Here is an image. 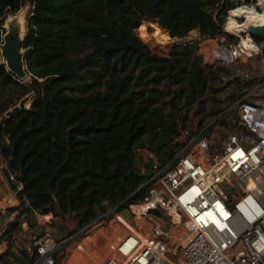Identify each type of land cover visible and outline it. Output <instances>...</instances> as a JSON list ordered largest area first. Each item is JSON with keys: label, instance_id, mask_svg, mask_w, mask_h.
<instances>
[{"label": "trees", "instance_id": "1", "mask_svg": "<svg viewBox=\"0 0 264 264\" xmlns=\"http://www.w3.org/2000/svg\"><path fill=\"white\" fill-rule=\"evenodd\" d=\"M256 1L0 0V44L6 17L27 2L30 6L22 44L30 83H21L0 56V116L31 94L29 108L0 123L3 159H11L14 172L22 164L27 209L56 217L73 214L84 227L96 217V207L119 206L127 199L121 210L145 196L146 189L134 194L144 183L138 150L167 163L194 108L201 118L194 132L216 118L217 125L232 129V113H222L236 98L219 94L231 76L241 86L259 84L264 76L247 72L246 78L240 66L204 64L197 43L173 47L163 57L143 42L163 48L166 32L183 38L196 31L201 39L235 43L238 38L224 31L228 13ZM151 20L166 32L143 23ZM260 63L256 56L249 65L258 72ZM18 226L11 222L1 236ZM19 254L23 264L34 259ZM8 257H15L10 249L0 260L8 264Z\"/></svg>", "mask_w": 264, "mask_h": 264}, {"label": "built area", "instance_id": "2", "mask_svg": "<svg viewBox=\"0 0 264 264\" xmlns=\"http://www.w3.org/2000/svg\"><path fill=\"white\" fill-rule=\"evenodd\" d=\"M240 6L257 10L264 2ZM190 34L172 38L171 48L197 43L204 64L243 67L257 56L264 66L263 40L256 42L245 35V41L238 38L227 43L226 39H201L196 31ZM262 87L264 82L222 113H232L228 122L233 130L218 146H211L209 140L216 118L195 132L181 128L174 142L178 149L165 164L149 150H138V171L144 178L140 188L146 189L145 196L126 205L132 225L117 212L115 220L100 224L104 236L112 221L126 232L108 245L101 261L87 255L92 264H264V102L249 99ZM41 218L42 226H47L21 250L34 256L30 264H58L66 241L52 236L51 214ZM76 249L84 252L79 245Z\"/></svg>", "mask_w": 264, "mask_h": 264}, {"label": "rangeland", "instance_id": "3", "mask_svg": "<svg viewBox=\"0 0 264 264\" xmlns=\"http://www.w3.org/2000/svg\"><path fill=\"white\" fill-rule=\"evenodd\" d=\"M240 7V6H238ZM242 7V6H241ZM30 12V6L28 2L15 14H10L6 17V20L4 22L3 28L5 30V34L10 30V28H17L20 32V38L23 39L25 32H26V18L28 16V13ZM232 12V11H231ZM258 14V15H257ZM264 15V6L262 8H258L257 10H254L252 12V20L256 22L260 18H262ZM229 17V16H228ZM234 18H237L239 25H243L244 23H248L247 19V14H242L240 15H232L230 13L229 21L225 23L224 25V31L226 32H232L237 38H242L243 40L245 39V36L241 35V31L234 32L231 28V23H236L234 22ZM22 21V23L20 22ZM147 25L149 24H155L159 27V25L154 21H147L143 22ZM236 23V24H238ZM241 23V24H240ZM160 28V27H159ZM162 31V28H160ZM166 32V31H165ZM137 33V31H136ZM4 34V35H5ZM166 34L169 37V40L167 44L162 46L163 48H156L151 46L149 43L143 42L144 44H147L150 49H152L154 52L157 54L163 56V57H169V53L171 51V42L172 38L169 36V34L166 32ZM3 35V36H4ZM190 36L194 37V34H190ZM240 36V37H239ZM213 40H225L224 37L216 38ZM3 44V37H2V43L0 46ZM0 56H1V51H0ZM2 59V63L5 66L4 60ZM239 65H232L233 68ZM241 68L239 69V74L242 76L245 73H249V77L251 75L255 77L256 75L259 76H264V66L262 63H260V71L256 72V69L252 67V65H249V63L246 66H240ZM234 70V69H233ZM238 71V70H237ZM244 76V75H243ZM251 79V78H250ZM231 83L228 86L227 89H225L222 93L219 94L220 98L225 99L229 98L234 95L236 100L231 103L234 104L237 100L242 98L245 94L250 92L253 88H255L259 84H254V85H243L241 86V81H234L233 76L230 78ZM249 80V79H248ZM264 80V78L262 79ZM227 80H223V85L225 84ZM248 82V81H247ZM262 82V81H261ZM260 82V83H261ZM21 83H30V78L29 76L26 79L21 80ZM236 86H238L237 89ZM235 89V90H233ZM233 90V91H232ZM232 91V93H231ZM257 95L255 97H250L249 99L252 101H261L264 102V91H257ZM31 94L26 95L25 97L21 98L18 100L16 106H18L20 103H23V100L26 99L25 102V107L29 108L31 104ZM205 110L209 109V104H205L204 106ZM12 109V108H11ZM9 109V110H11ZM5 114L0 116V123L3 118H5ZM200 116H195V108L189 112L187 115V120L184 123L185 128L190 129V130H195L200 122ZM212 120H205L204 125L206 126L208 123H210ZM233 128L229 129L227 127H224L222 125H213L209 131L210 135V144L211 146H218L219 142H221L227 134H229ZM139 157L141 155L138 153L137 158L139 160ZM7 162L5 161L1 155L0 152V235L2 232L5 230L4 229V224H10V222L17 221L19 223V226L16 227L15 230H13L10 234V241L12 243V247L18 252V248H21L24 244L29 243L32 238L38 237L41 232L44 230V223L43 219L36 215V213H33L27 209L28 205L27 203L21 202L18 207H12V191L9 188V185L2 173V170L7 167ZM18 174V172H16ZM13 182H15L13 180ZM20 188L22 187L21 184H17ZM137 191V190H136ZM136 192H134L135 194ZM133 194V195H134ZM103 208L101 207H96V217L86 226L81 227L79 225V222L77 218L73 215L70 214L65 217H56L53 216V219L49 218L50 222V229L52 236L56 240H65L64 244V249H63V256L60 255L58 258V264H92L90 259H88L87 255H90L99 261H101L100 257H105V254L107 252V247L108 245L112 244L115 240H117L119 237L123 236L126 232V228L122 226L119 223H115V221H112L108 228L107 234L104 236L102 235L100 228L106 224V220L111 219L115 220V217L113 215L117 212L119 213L120 216H122L129 224L132 225L133 223V218L131 217L130 213L128 212L127 207L121 208V210L118 209L119 206H110L108 203H104ZM9 210H15V212L11 215H9L7 212ZM124 224L129 226V224L121 219ZM102 224V226H100ZM80 246L83 248L84 252H79L76 249V246ZM24 260L18 257L17 259H13L12 263L9 264H23ZM0 264H5L0 263Z\"/></svg>", "mask_w": 264, "mask_h": 264}, {"label": "water", "instance_id": "4", "mask_svg": "<svg viewBox=\"0 0 264 264\" xmlns=\"http://www.w3.org/2000/svg\"><path fill=\"white\" fill-rule=\"evenodd\" d=\"M264 2V0H263ZM264 34V25H252L249 27L248 35L256 42L262 41L260 35ZM245 36V35H243ZM23 39L20 38V32L17 28H10V30L3 36V44L0 46L1 57L4 60L5 68L11 72L18 79L23 80L28 77V70L24 60V50L22 49ZM27 109L23 103L13 107L7 111L5 116L8 118L13 113L20 110ZM237 119V116H234ZM245 131L244 127H241ZM14 149H11V157H13ZM2 173L12 191V207H18L21 202L25 201L23 188L17 184H22V164H20V171L18 174L12 169L11 159L7 162V167L2 170ZM13 180L15 182H13ZM139 188L137 191H139ZM152 213L160 215L158 210H152ZM165 229V228H164Z\"/></svg>", "mask_w": 264, "mask_h": 264}, {"label": "bare ground", "instance_id": "5", "mask_svg": "<svg viewBox=\"0 0 264 264\" xmlns=\"http://www.w3.org/2000/svg\"><path fill=\"white\" fill-rule=\"evenodd\" d=\"M254 11V8L253 7H239L235 10H233L231 12L232 15H242V14H247V19H248V23H244L243 25H239V24H236V23H231V28L234 32H237V31H241V34L242 35H248V31H249V27L252 26V25H264V15L262 18H260L259 20H257L256 22H254L252 20V12ZM238 19H236V22H237ZM22 23V21H20ZM238 23V22H237ZM249 36V35H248ZM260 38L261 40L264 41V34H261L260 35ZM245 41V39H244Z\"/></svg>", "mask_w": 264, "mask_h": 264}, {"label": "crops", "instance_id": "6", "mask_svg": "<svg viewBox=\"0 0 264 264\" xmlns=\"http://www.w3.org/2000/svg\"><path fill=\"white\" fill-rule=\"evenodd\" d=\"M241 34V33H240ZM242 35V34H241ZM245 35V34H244ZM264 82V80H262V82L261 83H259V84H262ZM260 91H264V87H262L261 89H260ZM255 97V96H254ZM253 97V98H254ZM258 101V100H257ZM28 205V204H27ZM36 215L39 217V215L36 213ZM40 217H41V215H40ZM11 223V222H10ZM9 224V223H8ZM8 224H4V229L6 230V228H7V226H8ZM5 230L2 232V234L5 232ZM1 234V235H2ZM10 234L11 233H9V234H7L6 236H4V237H2L1 235H0V255L1 254H4V253H6L9 249L11 250V251H13L14 253H15V257H8L7 259L9 260V263H12V260L13 259H17L18 257H20L21 259H23L24 260V258L22 257V256H20V254H19V251H22L21 249H22V247L23 246H25L26 244H24L21 248H18V252L12 247V243H11V241L9 240L10 239ZM35 238V237H34ZM34 238H32V240L34 239ZM31 240V241H32ZM0 263H3L2 262V260H0ZM8 263V264H9Z\"/></svg>", "mask_w": 264, "mask_h": 264}]
</instances>
